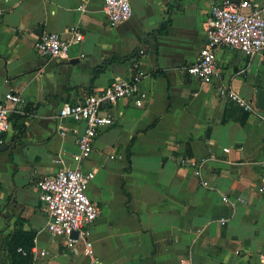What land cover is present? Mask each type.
I'll return each mask as SVG.
<instances>
[{
  "label": "crops",
  "instance_id": "0c3cea01",
  "mask_svg": "<svg viewBox=\"0 0 264 264\" xmlns=\"http://www.w3.org/2000/svg\"><path fill=\"white\" fill-rule=\"evenodd\" d=\"M248 1L264 10V0ZM222 2L132 0L131 20L110 27L105 0H0V103L11 92L24 99L0 145L8 147L0 152V264H12L16 232L36 234L33 249L46 255L33 264H264V111L251 114L221 95L257 103L264 55L220 47L211 82L185 69L197 62L211 8ZM74 28L84 41L69 60L37 55L38 38L69 39ZM139 72L144 105L104 107L115 123L98 130L91 157L79 161L86 125L58 120L62 106ZM182 159L207 160L208 187ZM78 166L96 173L87 192L101 209L88 231L93 258L84 241L49 233L37 189L42 178Z\"/></svg>",
  "mask_w": 264,
  "mask_h": 264
},
{
  "label": "built area",
  "instance_id": "2783aa9c",
  "mask_svg": "<svg viewBox=\"0 0 264 264\" xmlns=\"http://www.w3.org/2000/svg\"><path fill=\"white\" fill-rule=\"evenodd\" d=\"M85 9V5L79 6L80 11L84 12ZM104 12L108 17L109 26L117 27L131 20L132 0H105ZM2 15L3 11L0 10V16ZM205 35V45L197 62L185 69L189 75L203 82H211L219 75L216 53L220 47L240 51L247 57L259 53L264 55V10L248 0H223L211 8L205 23ZM83 41V33L74 28L70 30L69 39L59 34L41 36L35 42L34 49L37 55L49 61H66L70 59L71 48ZM143 53L144 50H141L140 54ZM144 77L145 74L139 72L132 80H117L82 102L65 103L62 106L58 120L70 119L86 125L77 141L79 161L91 157L98 130L115 123L113 116L103 113L104 107L114 106L127 99H134L137 107L144 105L146 95L140 88ZM221 95L229 97L246 112L261 114L255 101H248L225 89L221 91ZM23 102L22 95L11 92L0 103V145L3 134L12 127L11 114L15 113ZM224 151L229 152L227 149ZM206 162L207 160H181V164L192 167L194 174L202 179L203 186L208 187L209 183L203 179ZM95 176V171L86 172L78 166L75 169L63 168L56 175L46 176L37 183L39 199L48 217L49 233L55 237H65L70 245L79 240L84 241L85 253L91 258L94 257V247L89 240L88 231L101 213L100 207L90 200L87 193ZM224 201L228 202V199L224 198ZM75 232L78 233V239L72 238ZM19 251L23 252L22 249ZM32 255L34 260L38 255L43 257L46 253L33 249ZM92 263L96 264L94 260Z\"/></svg>",
  "mask_w": 264,
  "mask_h": 264
},
{
  "label": "trees",
  "instance_id": "16d2710c",
  "mask_svg": "<svg viewBox=\"0 0 264 264\" xmlns=\"http://www.w3.org/2000/svg\"><path fill=\"white\" fill-rule=\"evenodd\" d=\"M140 54V51H138L137 55ZM137 55L134 57V66L139 67V62L137 58ZM114 60L124 62L126 61L121 60L119 58H115ZM128 60V59H127ZM113 60L107 59L102 65L97 66L95 68V76L94 78H97L105 72L110 64H112ZM36 234L33 232H16L11 237L9 243H8V252L9 257L12 261V264H33V255L32 250L34 247V240H35ZM22 249L23 252H20L19 250Z\"/></svg>",
  "mask_w": 264,
  "mask_h": 264
},
{
  "label": "water",
  "instance_id": "95a60500",
  "mask_svg": "<svg viewBox=\"0 0 264 264\" xmlns=\"http://www.w3.org/2000/svg\"><path fill=\"white\" fill-rule=\"evenodd\" d=\"M257 106L260 110L264 111V90L261 89L258 91ZM8 150L7 146H0V152ZM72 238L78 239V233L75 232L72 235Z\"/></svg>",
  "mask_w": 264,
  "mask_h": 264
}]
</instances>
